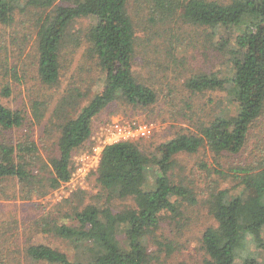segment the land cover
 I'll use <instances>...</instances> for the list:
<instances>
[{
    "label": "trees",
    "instance_id": "obj_1",
    "mask_svg": "<svg viewBox=\"0 0 264 264\" xmlns=\"http://www.w3.org/2000/svg\"><path fill=\"white\" fill-rule=\"evenodd\" d=\"M58 1L0 0L2 26L13 25L15 11L31 8L46 12L53 8L37 18L35 26L36 77L46 86L60 81L62 46L72 23L82 18L92 20L83 37L85 63L78 71L87 72L91 80L99 75L102 82L100 90L92 95L82 79L71 82L70 77L66 94L49 118L50 123L59 121L55 157L44 156L42 146L29 134L7 140L0 133V184L15 181L25 200L42 197L70 180L72 153L90 138L92 121L103 110L114 103L146 110L157 101L155 90L134 73L135 31L127 11L129 0H74L68 6H55ZM151 4V24L166 26L176 20L202 28L209 49L223 54L226 74L193 73L185 78L182 87L192 94L226 91L230 114L199 125L195 133L177 134L151 154L144 153L132 140L105 145L96 179L105 199L76 210V226L53 228L55 236L81 248L80 258L70 260L61 251L35 245L26 251L34 262L154 264L158 257L149 251L145 239L150 236L158 249H168L154 236L163 214L178 216L183 203L195 202L187 186L171 181L174 157L194 154L202 148L215 155H237L245 147L253 124L264 114V0H231L227 4L212 0H151ZM80 42L77 40V46ZM168 42L167 54L172 46L171 39ZM7 62L5 55L0 63L2 75L22 82L24 69L16 61ZM11 93L5 85L0 96L7 98ZM87 99L78 110L80 102ZM39 105L33 106L38 123L44 116ZM25 127L27 118L23 112L5 107L0 100V132H18ZM260 142L256 165L233 170L239 180L238 194L219 190L210 196L208 215L213 222L201 233V264H262L246 247L249 244L264 251V137ZM149 168H155L152 186L147 181ZM111 199L129 200L132 205L114 212L107 205Z\"/></svg>",
    "mask_w": 264,
    "mask_h": 264
},
{
    "label": "rangeland",
    "instance_id": "obj_2",
    "mask_svg": "<svg viewBox=\"0 0 264 264\" xmlns=\"http://www.w3.org/2000/svg\"><path fill=\"white\" fill-rule=\"evenodd\" d=\"M73 1L60 0L55 6H68ZM212 1L227 4L231 0ZM151 5V0H129L127 11L135 31L134 73L139 80L155 90V105L146 110H136L125 103H114L98 114L92 121L90 138L72 153L70 180L49 190L44 196L25 200L15 181L6 180L0 184V264H42L27 256V249L35 245H46L61 251L70 260L80 258L81 248L77 249L70 241L55 236L53 228L61 225L76 226L73 218L76 210L94 202L102 203L105 199L106 194L96 182L100 155L95 154L93 148L118 140L112 134L115 123L128 124L132 128L153 124L154 129L150 135L131 139L138 143L144 153L151 154L154 148L177 134L195 133L199 125L230 114V98L226 91L192 94L182 87L185 78L193 73L219 71L222 75L226 74V67L222 65L223 54L209 49L202 28L183 25L176 20L166 26L151 24ZM52 9L46 12L31 8L24 12L15 11L12 26L0 25V43H3L0 61L3 62L6 55L7 63L18 62L26 75L21 79L22 82L16 83L2 75L3 66H0V91L5 85L12 91L7 98L0 96V100L5 107L19 110L27 118V127L24 129L0 133L7 140H16L29 134L42 146L44 156L49 157L56 156L55 142L59 136V121L50 123L49 118L60 98L66 94L70 77L71 82L75 78L82 79L85 88L87 86L86 90L92 95L100 90L102 83L99 75L91 80L87 72L78 71L85 63L82 58L86 48L83 37L93 24L88 18L76 20L70 26L62 46L63 71L59 83L46 86L39 82L35 61L36 19ZM79 39L81 42L77 46ZM169 39L172 46L171 52L167 54L165 50ZM87 102L88 99L81 101L78 110ZM34 103H40L44 114L39 123L33 117ZM263 137L264 114L253 124L245 147L237 155H215L202 148L194 154L181 153L174 157L171 181L187 186L195 202L183 203L178 216L163 214V220L154 236L168 249H158L150 236L145 239L149 251L158 257L154 264L202 263L201 233L213 222L208 215L210 196L219 190H230L238 194L239 180L233 170L256 165V148L262 143L260 140ZM154 178L155 168L147 169L150 186ZM107 205L115 212L130 207L132 203L129 200L111 199ZM246 247L248 253L254 254L264 264V251L256 250L249 244Z\"/></svg>",
    "mask_w": 264,
    "mask_h": 264
},
{
    "label": "built area",
    "instance_id": "obj_3",
    "mask_svg": "<svg viewBox=\"0 0 264 264\" xmlns=\"http://www.w3.org/2000/svg\"><path fill=\"white\" fill-rule=\"evenodd\" d=\"M153 129V124L137 125L132 128L128 124L115 123L113 125L112 134L117 137L118 140L115 141L117 142L120 140H131L138 136L150 135ZM103 147L104 146H96L93 148V152L99 156Z\"/></svg>",
    "mask_w": 264,
    "mask_h": 264
}]
</instances>
